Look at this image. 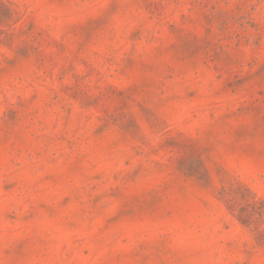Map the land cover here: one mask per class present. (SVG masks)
<instances>
[{
	"label": "rangeland",
	"instance_id": "rangeland-1",
	"mask_svg": "<svg viewBox=\"0 0 264 264\" xmlns=\"http://www.w3.org/2000/svg\"><path fill=\"white\" fill-rule=\"evenodd\" d=\"M0 264H264V0H0Z\"/></svg>",
	"mask_w": 264,
	"mask_h": 264
}]
</instances>
